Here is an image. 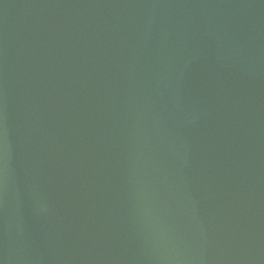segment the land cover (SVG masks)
I'll use <instances>...</instances> for the list:
<instances>
[{
  "label": "water",
  "instance_id": "obj_1",
  "mask_svg": "<svg viewBox=\"0 0 264 264\" xmlns=\"http://www.w3.org/2000/svg\"><path fill=\"white\" fill-rule=\"evenodd\" d=\"M0 264H264V0H0Z\"/></svg>",
  "mask_w": 264,
  "mask_h": 264
}]
</instances>
